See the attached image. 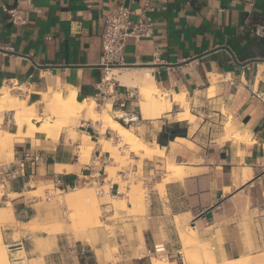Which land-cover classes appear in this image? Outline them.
<instances>
[{
  "label": "crops",
  "instance_id": "obj_1",
  "mask_svg": "<svg viewBox=\"0 0 264 264\" xmlns=\"http://www.w3.org/2000/svg\"><path fill=\"white\" fill-rule=\"evenodd\" d=\"M14 2L0 0V90L7 88L10 94L35 105L39 113L42 104H46V93L66 94L74 88L78 101L89 102L82 107L79 119L91 120L87 123L91 126L94 121L89 118V111L95 103L93 98L101 89L112 92L114 84L116 97L109 95L102 107L111 103L113 112L124 114L120 117L133 116L129 120L133 121V133L153 147L158 144L165 148V154L157 160L181 164L185 176L165 184L163 192L155 189L162 179L156 183L151 179L153 190L144 214H125L123 220H109L115 209L104 208L105 223L116 227L115 235L99 227L89 233L91 240L87 241L76 238L67 225L64 231L51 235L27 232L20 227L9 233L7 241L15 240L18 234L16 240L24 241L23 249L33 256L30 260L42 257L41 264H102L103 255L96 250L107 242L117 244L122 260L134 264L144 262L148 258L144 255L146 249L158 242H165L174 252L182 251L180 232L191 226L198 231L201 243L212 244L218 259L245 255L247 264H261L258 260L264 259V39L254 34L253 27L264 21V0H33L30 7L23 5L29 17L26 25L14 24L5 12L4 6ZM120 4L131 8L133 20L141 18L149 5L147 14L154 23L153 33L149 38L128 40L123 68L151 69L156 86L167 91L172 100L168 112L139 86H126L115 80L107 82L109 86L104 84L110 71L123 69L113 68L108 74L102 63L105 19ZM156 52L160 54V64L154 62ZM17 86H22L24 92H18ZM129 87L137 88L141 95L140 114L134 110L136 101L129 96ZM181 94L190 104L195 120H185L184 130L170 131L168 127L182 121L168 118L179 109L176 116L184 111L182 103L173 100V96ZM44 109L48 118L46 105ZM4 123L11 127L6 117ZM94 124L93 131L76 130L77 142L70 137L74 129L63 127L55 141L52 137L38 141L26 137L14 142L10 162L0 158V172L11 177L6 179L7 193L19 194L11 199L17 222L28 224L32 218H45L49 212L43 206L37 208V198L25 196L26 192L37 191L39 183H52L63 192L92 183L105 186L107 177L96 176L101 166L96 165L95 157L107 156L98 142L108 135L113 138V131L108 128L102 134L103 123ZM14 127L15 131H9L17 133L16 123ZM229 129L239 130L247 140H223ZM83 136L97 144L90 164L80 162L76 156L75 146ZM179 138L187 140L182 142ZM24 150L39 155L40 160L27 161L22 167L19 159ZM152 166L145 162L146 174L155 170ZM58 167L63 169L59 171ZM245 168L252 170L247 181H243ZM109 186L113 188L111 194L119 190L118 184ZM81 248L86 250L84 254ZM21 250L11 251L18 257Z\"/></svg>",
  "mask_w": 264,
  "mask_h": 264
},
{
  "label": "rangeland",
  "instance_id": "obj_2",
  "mask_svg": "<svg viewBox=\"0 0 264 264\" xmlns=\"http://www.w3.org/2000/svg\"><path fill=\"white\" fill-rule=\"evenodd\" d=\"M139 69H141V68H134V69L130 68V71H134V70L140 71ZM108 76H110V75H108ZM114 78L115 77H113L110 81L115 80L118 84L119 83L121 84L120 81H118V80H116V78L115 79ZM6 90H8V89L6 88ZM130 90H131V92H133V94H134L133 99L136 101V104L134 105V110H135V112H138L140 114L139 102L141 100V95L139 94L137 88H130ZM8 92L11 93L9 90H8ZM11 95L21 99L23 104H28L20 96L13 94V93ZM93 100L95 102V109H96L97 113H99V115H100L99 117L102 118L99 121L104 123L103 119L105 118V116L111 115L114 119L120 121V123H122L124 126H127L128 128L131 127L133 121H128V119H131L133 116H126L125 115V116L120 117V115L123 113L122 112H113L111 103H108L106 106L102 107V105H103L102 103H104V102L97 103L95 98H93ZM44 108H45V104H42V109H40V111L38 113V115L43 120H41L40 122H37L36 120H32V121L36 122L37 124H45L46 123L47 114L45 113ZM189 108L191 111L190 104H189ZM178 111H181V109L177 110L176 112H173V115H169L168 118L170 120H178L177 116L175 115V113H177ZM171 113H164L163 115L171 114ZM135 114L137 115V113H135ZM5 117L11 121V123H10L11 127H8L4 123ZM62 119H63V117H61V116L57 117V115H56V116L52 117L50 120L52 123H54V126H60L61 129L63 127H69L71 129H74L75 131L76 130H84V129H82L81 126L82 125L88 126L87 123L91 122V120H89V122H88V121H83L82 119H73L72 121H70L69 126L68 125L62 126V124L64 123V121ZM99 121H97V123H101ZM196 121H197V118H196ZM15 123H16V121L14 119V112L13 111L5 110V111L0 112V126H1L0 130H8L9 131V129H10L11 131H15V127H14ZM93 124H94V122H93ZM177 124H178L177 128L179 131L184 130V129H186L187 121H181ZM16 125H17V123H16ZM95 128H96V126H95ZM130 129L132 130V132L135 133L134 128H130ZM107 131H108V129H107ZM112 131H113V135H112L113 138H111V135H108L107 138H102L101 140H106L112 147H116V145L120 143V138L118 137L116 131H114V130H112ZM228 131H227V134L223 137V140L233 139V138L229 137ZM84 137L85 136L82 137L81 141L83 140ZM163 137H165V133H164ZM214 138H216V137L214 136L213 139ZM235 139H237V138H235ZM94 140L97 141V139H94ZM146 143L150 147H153L148 142H146ZM76 145L78 146V144H76ZM77 146H75L76 152H77L76 156H79L80 162L85 163V164H90L92 161V157L94 156V152L97 148V144L94 143V146H95L94 151L92 152V155L90 156V158L88 159L87 162H85L84 156L82 155L81 152H79L80 150ZM120 149H122V155L124 156V161H125L123 163V165H120V162L115 161L114 159L110 158L109 154H107V156L104 157L107 159L106 171L114 170L116 174L110 179H109L108 173H106V176L104 175L105 177H107V180L105 181V186H101L100 183H92V184H86L83 188H79L82 191L81 193L84 194V196L82 195V198H80L78 200H76V199L73 200L72 203L66 204L67 202H65V201H66V197L67 198L71 197V196L74 197L76 195L75 193H73L74 189H72L68 192H62L60 190L55 189V187L53 186L52 183H41V184L39 183L35 187V188H37V191L31 192V193H28V192L25 193V196L35 197L38 199L39 204L36 205L38 209L40 208V206H43V208H47V210L49 212H47V215L45 218H40V217L32 218L33 220L28 224H21V223L16 221L17 223L9 222L8 223L9 225L6 224L3 226H0V239L2 240V243L0 244V250L2 249L1 246L6 248V250L8 251L9 258L12 259V264H14V263L15 264H41V262H42L41 260H43L42 257L37 258L36 260H30V258H32L33 256L29 255L25 251V249H22L24 251V253L19 254L18 257H15L16 255H14L12 253L11 249L7 246L9 243L7 241L9 233L11 231L18 230V228H20V227L24 228V230L27 232H32V233L33 232H39L40 235H43V234L51 235V234H56L57 232H60V231L61 232L64 231L66 225L69 226V228H71L72 227L71 225L73 223H76V226H78V228H80V226H81L79 231H76V232L74 231L76 233V238H80L82 240L87 239V241H90L91 239H90L89 233L90 232L93 233V231L99 227L106 228V232H109L110 235H115V233H116V227L115 226H107L105 223L106 216H104V208L107 209V207H108L110 209V207L111 208L113 207L115 209L116 213H115L114 217L110 218L109 220L118 219V218L123 220V218L125 217V214H126V216L131 217V216H137L140 214H144L146 212L148 195L153 190V184H152L153 182H151V179L154 181V183H156V180H161V179H162V183L166 182V180L170 177L168 172H167V167L169 165V162H171V161H169V160H165L162 162L158 161L157 158L162 156L161 154H155V155L151 156L152 158L151 157L146 158V157H143L141 155H136L135 153L130 151L129 148L126 146H121ZM1 159L6 160V158H1ZM12 159H13V156H11L6 161L9 162ZM146 161L152 163L154 165L152 167L155 168V170L151 171L149 174H146V170H145V162ZM119 165H120V167H119ZM104 176H103V178H104ZM184 176H185V174H184ZM177 179H181V178L172 179V181L177 180ZM146 182H151V184H148ZM111 183L118 184L119 191H120L119 195H117L116 190L114 191L113 194L109 193V189H110L109 184H111ZM41 187H42V190H40ZM155 189H158L161 192L164 191V187L160 186V184L156 185ZM51 190H52V192H51ZM102 191H104V193H101ZM140 193H142V194H140ZM12 195L13 194H8L6 187H4L2 184H0V208L2 207V208H6L8 210H10V209L13 210V207L11 204V199L14 197H18L19 194H14L13 196ZM122 204L124 205V208H123ZM128 206H130V208H132V209L128 208ZM133 207H134V209H133ZM77 214L80 215L79 216L80 219H77L78 217L74 218V217L78 216ZM81 219L83 220L82 222H81ZM79 221H80V224H79ZM192 229L193 228L191 226H187L186 228H184V230H181L180 236L182 234L183 235H185V234L189 235V232H191ZM197 234H198V231H197ZM185 236H187V235H185ZM14 237H15V240L19 239L18 234L15 235ZM187 237H189V236H187ZM181 240L183 242V249H182V251H179V252L182 254V256H179L178 260L167 261V260H163L160 258H154V259L145 258L146 260L144 262L134 263V264H154V262L156 261L155 259H158L160 261H166V262H176L177 264H183V263L184 264H214L213 261L211 263V260H212L211 253L212 252H213L216 260L218 262L221 261L220 259H218L216 257L214 250H213V247H210L212 245L208 244L209 248L205 245L206 247H204V249L206 251H204L203 250L204 244L201 243L200 241L196 242V244L194 242H192L193 244H195V245H193L192 243L189 242L188 238L185 240H183L181 238ZM40 242H42V241H40ZM198 243L202 244V245H199ZM187 245H188V247H187ZM68 249H69V247H68ZM204 252H206V253H204ZM96 253L103 255V258H104L103 260H105V261L104 262L102 261V264H133L129 260H122V258L120 257V253H119V246L117 244L110 245L106 242L105 246L101 250H96ZM207 253H210V255L209 254L207 255ZM10 255H11V257H10ZM204 255H206V256H204ZM203 256H204V258L211 256V258H209L208 262H206L205 261L206 259L202 258Z\"/></svg>",
  "mask_w": 264,
  "mask_h": 264
},
{
  "label": "bare ground",
  "instance_id": "obj_3",
  "mask_svg": "<svg viewBox=\"0 0 264 264\" xmlns=\"http://www.w3.org/2000/svg\"><path fill=\"white\" fill-rule=\"evenodd\" d=\"M109 75L110 76H108V78L115 77L123 85L131 86V87L132 86H139L140 89L148 91V93L153 98H155L161 102L164 112H168L172 109V100L169 98V93L167 91L163 90L162 88H158L156 86L155 78L152 74L151 69L143 68L140 71H135V70L129 71V69H127V68H123L121 70L120 69H113V71H110ZM77 96H78V92L74 88H71L69 90V92L66 94L62 91H55L52 94L46 93L44 95L43 102L46 103L45 105L47 107V110H48V113L50 114V116L48 119L46 118L45 124H37L36 122H34L32 120H36L37 122H40L43 119L38 115V113L35 109V105L23 104L21 99L11 95L8 92V90H6V89L0 90V112L5 111V110L13 111L14 112V119H15L17 126H18V132L17 133H12L11 131H8V130H0V157L6 158V160H7L11 156H13L14 142L15 141H21V140L23 141V139L26 137H31V139L32 138L37 139V141L43 137H47V138L53 137L54 141H55V139L57 140L59 137V134L61 132L60 131L61 128H60V126H54V123H52L50 119L56 115H57V117H59V116L63 117L62 120L64 121V123L62 124V126H67L68 123L74 118L79 119L82 107L86 104L89 105V102H88V100H84V101L80 102V100L79 101L77 100ZM173 97H174L173 100H175V99L179 100L182 103V106L184 108V111L178 113L177 119L179 121L180 120H182V121L189 120L190 122H193L195 119V116L190 111L189 103L186 101L185 95L181 94V95H175ZM99 116L100 115H99V113H97V111L95 109V103H94L93 105H91V108L89 111V118L92 119L94 122H97V121L102 119ZM103 120H104V123L102 124L103 126H102V130H101L102 134H105L107 129L111 128L112 130H115L117 132V135L120 138V143L117 144L116 147H112L106 140H99L98 144H100L101 150L108 153L110 158L114 159L115 161L120 162V165H123V163L125 162L124 156L122 155V149H120L121 146H126L129 148L130 151H132L136 155H141V156L146 157V158L151 157L155 154H161V155L165 154L164 153L165 148L159 146L158 144H155L154 147H150L142 138L138 137L130 129H128L126 126H124L118 120L114 119L111 115H106ZM129 120L130 119H128V121ZM25 127H26V129H25ZM70 137L73 139L74 142H77L78 136H77L76 131L73 130ZM229 137L233 138V139L243 138V140L247 138V136L242 137L239 130H236V129H229ZM178 140L185 142L187 139L186 138H179ZM78 148L80 150L79 152H81L82 155L84 156L85 162H87L88 159L90 158V156L92 155V152L94 151V148H95L94 141H92V138H90V137H84L83 140L81 141V143L78 144ZM120 165H119V167H120ZM62 169H63V167H58L59 171H61ZM67 169L70 170V167H67ZM167 172H168L170 177L166 180V182L160 184V186H162V187H165V184H167L168 182H172V179L182 178L185 174L184 173V167L181 164H175V163H169V165L167 167ZM106 173L109 174V179L112 178L116 174L114 170L106 171ZM243 173H244L243 181L250 180V178L252 177L251 168H245ZM40 190H42V187ZM51 192H52V190H51ZM81 192L82 191L79 188H75L73 190V193H75L76 195L74 197L73 196L68 197V198L66 197V201H65V202H67L66 204L72 203L73 200H75V199L78 200V199L82 198V195L84 196V194H82ZM140 194H142V193H140ZM122 206L124 208L123 204H122ZM130 209H132V208H130ZM133 209H134V207H133ZM79 216L80 215H78L74 218L78 217L77 219H80ZM82 221L83 220L81 219V222ZM9 222L17 223L16 219H15V215L13 213V210L12 209L8 210L6 208L1 207L0 208V226L6 225ZM79 224H80V221H79ZM71 226H72L71 230L75 231V232L79 231V229L81 228V226H80V228H78V226H76V223H73ZM140 234H141V231H140ZM185 235H187L189 237H187ZM185 235H183V234L181 235V238L183 240L188 238L190 243L194 242L195 244H196V242L199 241L197 231L195 229H192V231L189 232V235L188 234H185ZM1 243H2V240L0 241V244ZM209 243H211V242H209ZM195 244H193V245H195ZM199 245H202V244H199ZM205 245L208 247V244L204 243V246H203L204 251H206L204 249V247H206ZM187 247H188V245H187ZM210 247H213V246H210ZM1 248L2 249L0 250V264H12V259L9 258L8 251L6 250V248L2 247V246H1ZM22 253H24L23 250H21L19 254H22ZM204 253H206V252H204ZM210 253H207V255L208 254L210 255ZM204 256H206V255H204ZM204 256L202 258H204ZM211 256H212L211 263L213 261L214 264H247V257L245 255H243L239 258H234V259H230V260L228 258H226L225 256H223V258L220 262H218L216 260L213 252L211 253ZM211 256L207 257V258L205 257L204 258V259H206L205 261L208 262V259L211 258ZM10 257H11V255H10ZM155 260L156 261L154 262V264H177L176 262H166V261H160L158 259H155ZM258 261H259V263L264 264L263 258H260Z\"/></svg>",
  "mask_w": 264,
  "mask_h": 264
},
{
  "label": "built area",
  "instance_id": "obj_4",
  "mask_svg": "<svg viewBox=\"0 0 264 264\" xmlns=\"http://www.w3.org/2000/svg\"><path fill=\"white\" fill-rule=\"evenodd\" d=\"M33 0H15L12 6H4L5 12L10 16L12 22L16 25H26L29 21L28 11L24 8L23 5L30 7L32 5ZM149 5H146L145 9L142 12L141 18L138 20H133L132 18V10L128 6L124 4H120L117 6L110 14L107 15L105 19V25L102 34V63L109 71L113 68H123L125 67V60H124V50L126 44L130 38H134L135 40H141L144 38L151 37L153 33L154 23L152 18L147 14V8ZM254 34L260 38L264 39V21L254 25L253 27ZM154 62L155 64L162 63L161 57L159 52L154 54ZM107 74V75H108ZM110 80L107 79L104 81L106 85L107 82ZM109 86V84L107 83ZM112 92L110 91H102L97 95L96 102L101 103L109 96L114 94V84L111 85ZM18 92H24L22 86H17L16 89ZM129 91V90H127ZM130 97H133L134 94L130 92ZM86 132H90L95 130V125L92 124L91 126H81ZM97 160L96 165H100L96 176L103 178L106 176V163L107 159L102 157H95ZM40 160V156L32 153L29 150H24L22 152V156L19 159L20 164L22 167L25 165L27 161H31L36 163ZM8 173L0 172V184L5 187L6 179L9 180ZM60 183V181H58ZM101 185V184H100ZM111 187L109 189V193H111ZM60 190V189H58ZM63 192V191H62ZM101 193H104L102 191ZM119 194V190L116 191ZM11 250H21L24 247V241L22 240H13L7 245ZM82 254L86 252L84 248H81L80 251ZM144 255L150 259L160 258L167 261H176L178 260L179 256H182L180 252H174L170 249V247L164 242H158L154 244L152 247L146 249Z\"/></svg>",
  "mask_w": 264,
  "mask_h": 264
},
{
  "label": "trees",
  "instance_id": "obj_5",
  "mask_svg": "<svg viewBox=\"0 0 264 264\" xmlns=\"http://www.w3.org/2000/svg\"><path fill=\"white\" fill-rule=\"evenodd\" d=\"M177 127H178V124H174L173 126L168 127V128H169L170 131H172V130L175 131V129H177ZM160 143L164 144L163 140H160Z\"/></svg>",
  "mask_w": 264,
  "mask_h": 264
},
{
  "label": "water",
  "instance_id": "obj_6",
  "mask_svg": "<svg viewBox=\"0 0 264 264\" xmlns=\"http://www.w3.org/2000/svg\"><path fill=\"white\" fill-rule=\"evenodd\" d=\"M128 67V66H127ZM129 67H140V66H129Z\"/></svg>",
  "mask_w": 264,
  "mask_h": 264
}]
</instances>
